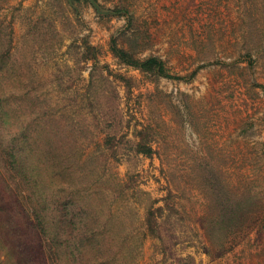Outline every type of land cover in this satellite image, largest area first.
I'll return each mask as SVG.
<instances>
[{
  "label": "rangeland",
  "instance_id": "374dc122",
  "mask_svg": "<svg viewBox=\"0 0 264 264\" xmlns=\"http://www.w3.org/2000/svg\"><path fill=\"white\" fill-rule=\"evenodd\" d=\"M94 2L0 0V264H66L68 188L117 264H264V0Z\"/></svg>",
  "mask_w": 264,
  "mask_h": 264
},
{
  "label": "trees",
  "instance_id": "16d2710c",
  "mask_svg": "<svg viewBox=\"0 0 264 264\" xmlns=\"http://www.w3.org/2000/svg\"><path fill=\"white\" fill-rule=\"evenodd\" d=\"M134 66L143 71H154L157 75L172 78V75L165 71L163 61L155 57L137 61ZM45 144L48 147L47 157L50 158L54 167L53 173L75 188L78 184L73 178L72 161L67 158L58 161L60 147L53 143L50 145L47 139ZM147 150L149 148H139V152L142 153H148ZM60 163L64 165H60ZM68 189L67 211L64 216L66 264H117L116 259L122 250L117 242L116 229L113 224L101 223L99 207L95 206L98 203L93 202L94 198L78 189L76 191ZM145 225L146 231L155 232L157 223H144V227Z\"/></svg>",
  "mask_w": 264,
  "mask_h": 264
},
{
  "label": "water",
  "instance_id": "95a60500",
  "mask_svg": "<svg viewBox=\"0 0 264 264\" xmlns=\"http://www.w3.org/2000/svg\"><path fill=\"white\" fill-rule=\"evenodd\" d=\"M95 7H97L96 3L94 2V0H89Z\"/></svg>",
  "mask_w": 264,
  "mask_h": 264
}]
</instances>
